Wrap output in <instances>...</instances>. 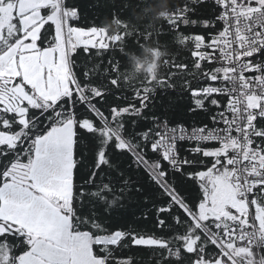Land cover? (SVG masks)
<instances>
[{
	"label": "snow or ice",
	"instance_id": "1",
	"mask_svg": "<svg viewBox=\"0 0 264 264\" xmlns=\"http://www.w3.org/2000/svg\"><path fill=\"white\" fill-rule=\"evenodd\" d=\"M80 17L67 0H0V264H137L116 255L133 248L154 264H264V0H167L160 21L189 56L127 95L118 64L78 73L72 54L165 31ZM162 96L197 119L175 120ZM148 191L150 228L106 223Z\"/></svg>",
	"mask_w": 264,
	"mask_h": 264
},
{
	"label": "trees",
	"instance_id": "2",
	"mask_svg": "<svg viewBox=\"0 0 264 264\" xmlns=\"http://www.w3.org/2000/svg\"><path fill=\"white\" fill-rule=\"evenodd\" d=\"M70 5H76L81 13L80 20L74 22V26L79 27H107L110 31L115 32L117 30L116 24L112 20L119 15L121 19H128L143 26L144 24L155 25L157 31H165V35L157 42L156 34L153 33L152 40H140L137 42L135 38H129L124 45V51L121 52L119 47L110 48L99 58H89L86 60L84 54L77 55L72 54V59L75 63L74 70L78 73L82 70L85 63H90L92 59H95L97 63H103L105 67L108 66L109 60L119 65L121 72H125L127 78L133 79V87L125 89L124 94H130L133 89L140 85L141 80L147 72L143 74L138 73L136 70L137 60L147 66L152 61V55L146 51V48L154 49L160 47L165 52V55L161 58L160 76L168 74L170 71H176L175 67L168 63L166 60H176L177 57L183 60L188 58L189 50L179 48L175 45L174 40L167 34V25L164 21H160V16L166 11L167 0H67ZM179 6V5H177ZM203 32L202 28H193L186 34H200ZM95 51V50H93ZM79 52V50H78ZM158 105L169 108L174 112V119L177 121L192 124L196 117H192L187 113L185 107L178 100L176 96H162L157 100ZM202 119V117H201ZM86 142L80 141V151H84ZM86 154V153H85ZM79 173H77V183H79ZM185 194L192 196L197 194L198 185L188 184L184 186ZM153 195L160 198L159 193H153L152 191L144 192L139 195H132L123 206H117L115 211L108 212L104 219L107 224L113 226V230L135 228L141 230L142 228H150V220H144L143 214L150 211L153 201ZM99 207V206H97ZM18 243V242H17ZM14 251H19L14 249ZM117 256H132L137 264H154L155 257L147 250L138 249H124L123 251H117Z\"/></svg>",
	"mask_w": 264,
	"mask_h": 264
},
{
	"label": "clouds",
	"instance_id": "3",
	"mask_svg": "<svg viewBox=\"0 0 264 264\" xmlns=\"http://www.w3.org/2000/svg\"><path fill=\"white\" fill-rule=\"evenodd\" d=\"M146 51H148L152 55V61L151 63L145 68L144 64L142 62H139V57H136V60L138 61L136 64V70L138 73L143 74V72H147L148 75H151L153 77L160 75V68H161V58L165 53L161 52L159 54L156 53L154 49L146 48ZM149 69L151 71L149 72Z\"/></svg>",
	"mask_w": 264,
	"mask_h": 264
}]
</instances>
